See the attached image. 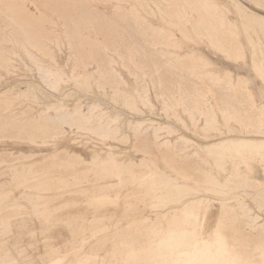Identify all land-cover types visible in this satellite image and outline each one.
<instances>
[{"label": "rangeland", "instance_id": "374dc122", "mask_svg": "<svg viewBox=\"0 0 264 264\" xmlns=\"http://www.w3.org/2000/svg\"><path fill=\"white\" fill-rule=\"evenodd\" d=\"M53 1L0 0V153L25 154L24 158L16 162L0 164V264H212L205 256L202 258L198 255L200 249L214 241L216 235L228 233L229 224L224 217L214 212L218 205L212 200L201 206L203 215L189 210L192 207L190 201L205 195L220 200L235 198L236 203H240L244 196L226 181L232 174L227 167L226 151L234 154L232 161L241 164L240 168L246 169L248 164L252 166L251 176L263 183L264 155L256 150L254 157L245 161L239 156L240 145L233 140L224 141L226 145L224 142L211 145L207 153L191 141H177V136L181 137L185 133L173 123L171 109H175L184 120L185 130L198 133L203 143L213 144L220 138L226 140L238 134L244 135L246 125L242 115L239 118L235 116V110L228 113L220 109L217 99L222 98V95L219 96L221 91L213 85L214 89L200 93L214 105L215 121L224 125L227 122L229 127L205 129L208 107L199 104L201 108L197 105L192 110H185L182 96L187 86H178V75L170 71L162 77L163 83L171 82L172 86L168 91L173 101L169 99L167 102V112L146 108L137 90L141 77L150 83L152 103L156 107H160L161 103L156 100L152 79L146 76L147 67L140 62L138 50L141 45L121 23L115 26L105 19L116 6L124 7L126 12L135 6L139 10L138 14L144 16L151 25L169 28L174 35L168 38V42L161 43L160 48L167 52L197 51L210 62L206 67H197L196 63L183 61L189 64L187 71L201 73L211 70L220 76L228 74L234 84L241 80L253 94L252 99L245 95L240 97L243 100L240 111L246 113L249 106L255 109L264 104V61L260 66H254L252 59L259 47L264 48V1L252 4V0H242L252 9L251 12L242 8L237 0H215L221 7H227V10L222 8L223 15L217 17L216 12L211 13L212 10L207 12L209 14H198L191 6H186L191 1L194 2L192 4H199L198 0L196 3L195 0H160L165 17L179 20L176 26L163 20L152 0H60L65 9H62L61 14L46 8ZM142 2H146L153 11L146 12ZM86 4L92 9L89 7L87 15H84L82 8ZM186 13L190 14L189 17H186ZM196 16H200L201 22L205 23L201 28L199 26L198 33L194 30L200 21H196ZM221 18L225 20L221 21ZM120 19L123 21V17ZM1 21L11 22L10 26L7 25L9 28ZM70 29L72 33L68 34ZM44 30L48 33L46 37ZM148 30H142L141 33ZM184 30L191 35L190 38L184 36ZM136 31L139 32V28ZM110 42L113 46L108 45ZM212 42L219 45L224 42L239 44L243 53L235 52L237 50L234 48L225 52ZM95 43L105 59L116 60L112 65L125 80V85L120 84L122 96H115L111 84L102 82ZM122 48L131 51L126 64L119 56ZM29 53L35 54V59H40L43 65L41 72L37 70L39 68L33 67ZM43 70L52 71L44 73V76ZM187 75H181L183 81L188 78ZM46 80L51 81L50 85H46ZM95 90L103 97L114 99L122 107L128 105L132 113H141L143 116L139 120L142 121V129L149 125L161 126L157 144L167 140L170 149L180 155L197 152L200 156L198 165L203 170L207 169L204 171L208 177H215L221 183L223 194L206 192L199 183L186 182L182 171L186 173L190 164L174 166L175 162L169 155L154 154L148 148L133 143L130 135H124L116 142L112 140L114 136L111 133L97 134L77 123L71 127L63 124L65 133L62 135L55 130L43 131L50 117L56 116V108L73 111L80 106L84 112H91V119L102 113L106 102H103V106L78 94L81 91V94H89ZM53 92L60 95L61 101H56ZM240 98L238 94L235 97L236 100ZM225 99L220 100L221 105ZM119 119L109 110L101 121L104 124L112 120L111 128L118 131ZM164 119L167 125L163 123ZM30 131L37 132V135H29ZM36 162L40 165H34ZM7 167L12 171H4ZM207 211L209 214L205 215ZM234 212L235 209L223 215L228 217ZM260 222H256V225ZM253 226L249 222L243 232H253ZM235 241L238 243L235 246L238 252L236 259L234 254L233 261L229 262L225 253L221 252L214 264H264V245H250L246 236ZM252 248L253 251H263L260 255L262 262L254 257Z\"/></svg>", "mask_w": 264, "mask_h": 264}, {"label": "bare ground", "instance_id": "6f19581e", "mask_svg": "<svg viewBox=\"0 0 264 264\" xmlns=\"http://www.w3.org/2000/svg\"><path fill=\"white\" fill-rule=\"evenodd\" d=\"M57 1L54 0L53 3L48 4L46 8H48V10H52V11L56 10V13L58 12L59 14H61L62 13V9H64L62 7L63 6V1H60V0H57ZM152 1L158 7L159 13L162 15V18H164L163 20L168 21L173 26L177 22H179V20H176V19H173V18H170V17L168 18V16H166L167 18L165 17L164 9L161 8V5H160V3H161L160 0H152ZM237 1L239 2V4L241 5L242 8H246V10H249V11L252 12V9L246 3L242 2V0H237ZM263 1L264 0H252L251 3L252 4L259 3V2L262 3ZM65 2H66V0H65ZM76 2H77V0H76ZM196 2L197 1L195 0V3ZM198 2H199V4L196 3V5H195V4H192L194 2L191 1V4L190 5H186V6H191L192 10L198 12V14L207 13V12H210V10H212L211 13L216 12L215 14H216L217 17H221L223 15L222 8L227 10L226 6L223 5V7H221L220 5H218L215 2V0H198ZM75 4H77V3H75ZM78 5H80V3ZM81 6H83V5H81ZM184 6L185 5H183V7ZM83 7L84 8H82V9H84V15L85 14L87 15V12H88L87 10L90 9L91 7H90L89 4H86ZM142 7L148 13H151V11H153V8L150 7L148 4H146V2H142ZM114 8H115L114 11L110 15H106V19L105 20H107L111 24H114L115 26L118 23L119 24L121 23V25L124 26L127 31L131 32L132 36L133 35L135 36V38H136L135 40H137L139 42V44L141 45L140 46L141 48L139 47L140 50H138V55H139V58H140V62H142L147 67L146 68V76H148L150 79H152V82L154 83L156 100H158L161 103L160 107H156L152 103L151 98H150V92H151L150 83L148 82V80H146V79L141 77L138 80L137 90L139 92L140 99H142L143 103L146 105V108L151 107L153 110H156V112H157V110H161L164 113L167 112L166 104L169 101V99L171 100V98H172V96L170 95V93L168 91V88H170L172 86H171V82L163 83L164 79L162 77L165 76L164 74L168 75L167 71H170L175 76L178 75V77H177L178 86H183V85L187 86V91L186 92L184 91L185 93H183V96H182V99L184 101V106L183 107L185 108V110H192L193 108H195L199 104H202L204 107L205 106L208 107V113L209 114H208V116L206 118V121H205L206 122L205 129L206 128H209V129H216V128L217 129H222V128H224L225 129L226 127H229L227 122L224 125V124H221V123H218V122L215 121L216 111H215V109L213 107L214 105H212L211 101L209 100V98L207 96H205L202 93H200L201 91H208L210 89H214L213 85H215L216 89L218 88L221 91V94L218 92L219 96L222 95L221 96L222 98L221 99L219 98L221 101H224V99L227 98V100L225 99V103L226 104L223 102V105H221V101L219 99H217L218 102H219L218 105H219L220 109L223 112H225L227 110L228 113H233L234 110H235V112H237V113H235V116L237 118L243 116L242 118H243V120L245 122V125H246V130H245L246 134H244V135L238 134L237 136H234V137L233 136H231V137L229 136L230 138H227V139L225 138L226 140L220 138L219 141H217V142L215 141V143H213V144L211 142L210 143H203V141L200 140L199 135H197L198 133L197 134L194 133V132L190 133L187 130H185V128H186L185 126L186 125H185L184 120L181 119V117L179 116V113L175 109H171V110H173V115H174L173 123L175 124V126H178L179 129H181L183 131V133H185V135L183 134L181 137L176 135L177 136V141L181 140L183 143L191 141L192 143L197 145L199 149H201V150H203V151H205L207 153V149L211 145H220L224 141L228 142L230 140H233V142H235V144H239L240 145L239 156L242 159H244L245 161L248 158L254 157L256 150L257 151L259 150L264 155V123L262 122V118L263 117H261L262 116L261 113L264 115V104H262L261 106L259 105L258 108H255V109H252V106H249V108H247V112H249V113H247V112L246 113H244V112L241 113V111H240V109L242 108L241 101H243L241 98L243 97V95H245V97L248 98V99H252V97H253V94L251 93V90L246 88V86L244 85V83L241 80H239V82L234 84L233 81H232L233 79L230 76H227L224 79H219L220 78L219 75L217 73H214V72H211V71H208L205 74L204 73H200V72H196V71H187L186 67L189 65V64H187L188 61H189V63L190 62H192L194 64L196 63L195 65L197 67H202V66L206 67V66H208L209 62L207 60H205L203 58V56H201L200 54L195 53L194 51H185V52H178V51L170 52L169 51V52H167V51L162 50L160 48V44L168 42L167 41L168 38L170 36L172 37V35H174L173 32L169 28L151 25V23H149L144 18V16L141 17V15L138 14L139 10L137 11L135 6L129 12H126L124 7H122V6H116ZM165 10H166V8H165ZM166 11H168V10H166ZM98 13L101 15L103 12L99 11ZM207 14H209V13H207ZM252 14H255V13H252ZM252 14H251V16H252ZM189 15L190 14L186 13V17H189ZM67 16H68V14H66V17ZM262 16H264V15H262ZM46 17H48V16H46ZM66 17H65V19H68ZM121 17H123V21H121V19H120ZM0 19H1V17H0ZM45 19H47V18H45ZM198 20H200L199 24H198V27L194 29L195 31H197L196 33L200 32L199 26L201 28L203 25H205L204 22H201L200 16H196V21H198ZM222 20H225V19L221 18V21ZM245 20H246V18H245ZM259 20H261V19H259ZM3 22L6 25V27H7V25L10 26V23H11L10 21H9L10 23H7L5 21H3ZM3 22L1 21V23H3ZM13 27H15V26H13ZM7 28H9V27H7ZM138 28L140 30L139 32L136 31V30H138ZM146 29H149L148 32H146L144 34L141 33L142 30H146ZM72 30H73V28H72ZM225 31H227V29ZM246 31H248V30H246ZM149 32H151L150 35H148ZM71 33H72L71 29L68 30V34H71ZM43 34H44V37H46L48 35L47 30H44ZM189 35L190 34H187L186 30H184V36H186V38H190L191 35L190 36ZM140 38H142V40ZM171 39H173V38H171ZM171 39H169V40H171ZM4 41H5V39H4ZM177 43H178V41H177ZM218 43H219V41H218ZM253 44H255V43H253ZM108 45L109 46H111V45L113 46V44L111 42L108 43ZM169 45L173 46V44H168V46ZM213 45H217L218 47L223 49L225 52H229L230 49L232 50L234 48L233 50H235V49L237 50L235 52L243 53V49H242V47L239 44H231L230 42H227V43L224 42V43H222L220 45L217 44V43L216 44L214 43ZM97 46L98 45L96 44L95 48ZM174 46H176V45H174ZM181 46H182V44H181ZM0 47H2V45ZM46 47H48V46H46ZM108 48H110V47H108ZM23 49H25V48L23 47ZM258 49L259 50H258L257 53L254 52L255 53L254 54V62H255L254 66L255 65L256 66H260L261 63L264 61V48L259 47ZM99 50L100 49L97 47L95 55H96V58H97V60L99 62V63L98 62L97 63L99 64V71H100V74H101V80H102V82L107 81V82H109L111 84V86L114 88L115 96H116V94L118 96H122L123 90L120 88V84L122 83V84L125 85V80L122 77L121 72H118L117 69H115L113 67V65H112L114 62L116 63V60H114L113 58H106L105 59L103 57L102 50H101V52ZM40 51H41V49H40ZM48 51H50V50H48ZM48 51H47V53H48ZM130 52L131 51H126L124 49L123 50H119V56H121L123 58V62H124L123 64L127 63L128 58L131 55ZM30 55L32 57L31 60H33V67L34 68L35 67L39 68L40 70L39 69H37V70L41 72V69H43V65L39 61L40 59L39 60L35 59V57H34L35 54L34 55L30 54ZM29 58H30V56H29ZM37 58H38V56H37ZM183 61H187L186 64ZM117 63H118V61H117ZM131 66H132V64H131ZM258 69H259V67H258ZM48 71L50 73L52 70L51 71L48 70ZM48 71H44L43 74L48 72ZM186 74H188L187 75L188 78L183 81L181 75H185L186 76ZM41 76H42V74H41ZM44 76H45V74H44ZM170 76H172V75H170ZM42 78L43 77H41V79ZM46 78H44V79H46ZM175 78L176 77H173V79H175ZM172 81H174V80H172ZM46 82H45L46 85H50L49 83L51 81L46 80ZM176 85H177V83H176ZM48 90H49V88H48ZM263 90H264V88H263ZM97 91L95 90L93 92H90L89 94L88 93L87 94H84V93L81 94L82 91L80 93H78L79 95H82L83 97L91 98L93 101L100 102L101 103L100 105H103V106H104L103 102H106V106L104 108V111L102 113L98 114L94 119H91L92 116L90 115V113H91L90 111L84 112L82 107H80V106L76 107L73 111H69V110H67L65 108H62V107L61 108H56V116L52 117L51 115H49L51 117H50V119H49V121L47 123L44 122V124L46 123L47 126H45L43 131L49 132V131H54L55 130V131H57L58 133L61 134V133H65V128L63 127V124H66V125L71 127L72 125L77 123L80 127L89 128L92 131H94V133L97 132V134L98 133L99 134H103L105 132L111 133L114 136V139H112V140H115L116 142L118 140H121L124 135H128V136L130 135L131 141L133 143L138 144V145H140L143 148H148L149 151L151 150L154 154L161 155V156L162 155H169L170 158L175 162L174 166L175 165L176 166H180V165H184V164L186 166L187 164H190L186 168V173H184V171H182V176L186 180V182L199 183L201 185L202 190H204L206 192L213 191V192H216V193H219V194H223V192L220 190L221 187H222L221 183L219 181H217V179L215 177H208L207 176V172L204 171V170H207V169L203 170L198 165V163L200 164V162H199L200 156H199V154L197 152H194L193 154L180 155V154L177 153V151H172L170 149V144H169L170 142H168L167 140L162 142V143L159 142V144H157L158 143V139H159L158 129L161 126L149 125L147 128L142 129V121L139 120L143 116L141 113L140 114L139 113L134 114V113L131 112L132 110L130 109V107L128 105H125L124 107H122L114 99L103 97ZM77 92H79V91H77ZM237 94L239 95V98L242 96L239 100L235 99ZM54 95L56 97V101H58V102L61 101L60 95H58L57 93H54ZM215 95L217 97L216 96H214V97L218 98V95L217 94H215ZM245 97H244V99H246ZM171 101H173V100H171ZM0 103H1V101H0ZM249 105H253V103H250ZM200 108H201V106H200ZM132 109H134V108H132ZM109 110L113 111L115 113V116L120 118L119 119L120 120V125H119L120 126V130H118V131L116 129H112L111 128L110 124L113 123V122L111 123L112 120L108 121L107 123H104V124L101 121L103 115L105 113L109 112ZM140 110L143 111L142 109H140ZM253 112H256V113H254L253 116L250 115ZM196 115H197V112H196ZM196 115L194 113L193 116L195 117ZM248 115L250 116L249 118L246 117ZM149 119H151V118L149 117ZM93 120H94V122H93ZM151 120H153V119H151ZM23 121L24 120H22L20 122H23ZM143 121H144V119H143ZM169 121H168V124H171V123H169ZM166 122L167 121L165 120V122H163V123L166 124ZM173 123H172V125H173ZM18 124H20V123H18ZM160 124L162 125V123H160ZM11 126H13V125H11ZM35 126H37V125L35 124ZM241 127H242V125H241ZM182 131H180V133ZM239 131H241V130L239 129ZM219 133H221V132H219ZM242 133H243V131H242ZM28 134L31 135V136H35V135H37V132H34V131L31 132L30 131V133H28ZM103 135H105V134H103ZM214 136H216V135H214ZM104 137H106V136H104ZM29 138L32 139L31 137H29ZM33 138H35V137H33ZM178 144H180V143H178ZM225 145H226V143H225ZM178 146H177V148H178ZM227 146H228V144H227ZM226 153H227L226 154V160H227V164H228L227 167L232 172L231 178H228L226 181H227V183H229V185H233L234 190H236L240 194H242V196H244V198L241 200L240 203H236V199L235 198L220 200V199H213V198H210L208 196H205V195L203 196L202 195L203 197L201 199L191 200L190 201L191 204H192L191 205L192 207H190L189 210L192 211V212L194 211V212H196V213H198L200 215H203L202 210H201V206L204 203L209 202V201L212 200V202H215L216 205H218V209L215 210L214 212H216V214L218 216L221 215L222 217H224V219H226L228 224H229L228 233H226L225 235H223V234H218L216 236L214 235L216 237V238L214 237L215 238L214 241H212V242L210 241V242L206 243L205 246L200 249V252H199L198 255H201L202 258H203V256H205L206 258H208L209 261H211L212 264H214V261L217 258V255H219L221 252L225 253L226 258H227V260L229 262L233 261L232 256L234 254H235V259H236V255L238 254V252L236 251L237 249H236L235 246H237L238 243L235 241V239H237V238H242L243 236H246V240H247L248 244L251 245V244H255V243H261L262 245H264V183L261 182L258 179L253 178L251 176L250 171H251L252 166H250L248 164L246 169L245 168L242 169V168L239 167V165L241 166V164L238 165L236 162L234 163L232 161V158H233L234 154L232 155L230 151H226ZM23 155H25V154L23 153L22 155L21 154L20 155H14V153H12V152H7V153H4V154L0 153V164H3V165H4V163L5 164H11L12 162H16L17 160L24 158ZM216 155L217 154H215V156ZM58 156L59 155H57V157ZM260 157H261V155H260ZM173 161H172V163H173ZM201 163H203V162H201ZM194 164L196 166H194ZM260 164H261V162H260ZM34 165L39 166L40 163L36 162ZM263 165H264V160H263L262 167H263ZM28 166H27V168H28ZM36 166H35V168H36ZM19 168H21V166H19ZM19 168H18V171H19ZM9 170H11V169L9 167H7L6 170H4V171H6V172H11L12 171V170L11 171H9ZM22 170H24V169L22 168ZM4 171H3V174H5ZM13 172H14V169H13ZM0 174H1V172H0ZM233 209H235L234 214H231L228 217H225L223 215L225 213L226 214L230 213ZM209 210H211V209H209ZM208 214H209V211H207L205 213V215H208ZM145 218H148V217H145ZM143 219L144 218H142V220ZM220 219L222 220V218H220ZM259 220L261 222L256 225V222H258ZM172 222H174V221H172ZM249 222H250V224L254 225L253 228H252L253 232L249 233V232L246 231L248 234H245L246 232L244 233L243 231H244V228L246 229V226H247V224ZM146 223H148V221ZM133 226H134V224H133ZM177 227H180V226H177ZM174 231H176V229H174ZM211 236H212V234H211ZM230 245H231V247H230ZM251 252L254 255V257L257 259V261H259V262L261 261L262 262L260 255H262L261 252H263V251L256 250V249H254V251H253V248H252ZM188 253H190V252L188 251ZM188 255H186V257H188ZM201 256H199V257H201ZM180 258H181V256H180ZM179 261H182V260L180 259ZM188 261H189V259H188ZM191 261H193V259ZM192 264H194V263H192Z\"/></svg>", "mask_w": 264, "mask_h": 264}, {"label": "crops", "instance_id": "0c3cea01", "mask_svg": "<svg viewBox=\"0 0 264 264\" xmlns=\"http://www.w3.org/2000/svg\"><path fill=\"white\" fill-rule=\"evenodd\" d=\"M195 28H197V27H195ZM212 44H214V42H212ZM195 53H197V54H199L197 51H194ZM201 55V54H200ZM201 56H203V55H201ZM203 58L205 59V60H207L204 56H203ZM253 63L255 64V62H254V55H253ZM208 61V60H207ZM209 62V61H208ZM209 64H210V62H209ZM208 71H211V70H208ZM208 71H205V72H201V73H206V72H208ZM211 72H214V73H217L218 75H219V73L218 72H215V71H211ZM227 76H229L228 74L226 75V76H220L219 75V79H224V78H226ZM149 82V81H148ZM262 87L264 88V83L262 84Z\"/></svg>", "mask_w": 264, "mask_h": 264}]
</instances>
